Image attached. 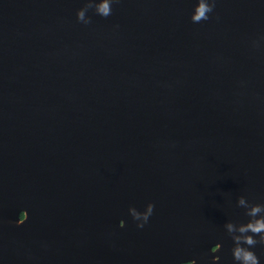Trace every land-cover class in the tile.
Here are the masks:
<instances>
[{"label":"water","instance_id":"obj_1","mask_svg":"<svg viewBox=\"0 0 264 264\" xmlns=\"http://www.w3.org/2000/svg\"><path fill=\"white\" fill-rule=\"evenodd\" d=\"M197 2L0 0V264H236L224 223L264 204V0Z\"/></svg>","mask_w":264,"mask_h":264},{"label":"clouds","instance_id":"obj_2","mask_svg":"<svg viewBox=\"0 0 264 264\" xmlns=\"http://www.w3.org/2000/svg\"><path fill=\"white\" fill-rule=\"evenodd\" d=\"M111 2L112 0H99L96 5V12L102 17H107L111 14ZM215 6V0L209 2V0H198L195 5L194 11L190 14V19L193 23H198L202 20H208V14L212 12ZM76 18L78 21L84 20V12L82 9H78L76 12ZM238 205L244 208V216L247 220L244 222L234 223L229 220L224 223V228L227 233L230 234L233 241V247L231 248V255L233 261L236 264H259V258L252 251V246L256 245L258 242L264 244V204L252 203L248 204L243 197L238 200ZM154 205L149 202L145 205L143 211L137 209L134 210L135 218L139 219V223L136 224L137 228H143L148 222L149 217L153 213ZM26 210H20L17 217V223H24L28 215L24 213ZM118 227H122V223L119 222ZM218 247H211L210 252L216 253L221 245L216 243ZM213 264H217L219 260L214 259ZM180 264H196L194 259L182 260Z\"/></svg>","mask_w":264,"mask_h":264}]
</instances>
